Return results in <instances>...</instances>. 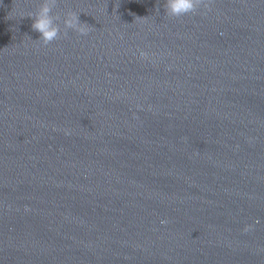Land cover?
Wrapping results in <instances>:
<instances>
[{
  "label": "water",
  "instance_id": "water-1",
  "mask_svg": "<svg viewBox=\"0 0 264 264\" xmlns=\"http://www.w3.org/2000/svg\"><path fill=\"white\" fill-rule=\"evenodd\" d=\"M42 2L0 0V264H264V0H58L46 47Z\"/></svg>",
  "mask_w": 264,
  "mask_h": 264
},
{
  "label": "clouds",
  "instance_id": "clouds-1",
  "mask_svg": "<svg viewBox=\"0 0 264 264\" xmlns=\"http://www.w3.org/2000/svg\"><path fill=\"white\" fill-rule=\"evenodd\" d=\"M214 0H165V16L171 18H182L187 15H206L212 10ZM58 5V0H43L35 12H30L27 17L33 20L31 25L34 31L40 34L37 40L41 46H48L54 41L66 38L69 30L75 32L80 37H87L92 26L79 19L80 13L69 9L63 17V31L58 21H61L59 14H53V9ZM158 11V9H157ZM139 58L142 60L149 59V53L139 51ZM69 134V133H66ZM161 224H167L169 221L163 219ZM247 230V228H246Z\"/></svg>",
  "mask_w": 264,
  "mask_h": 264
}]
</instances>
